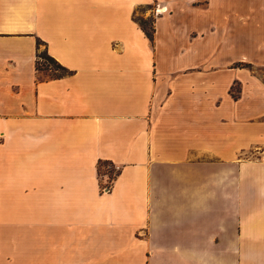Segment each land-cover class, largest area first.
Returning a JSON list of instances; mask_svg holds the SVG:
<instances>
[{
    "label": "crops",
    "instance_id": "0c3cea01",
    "mask_svg": "<svg viewBox=\"0 0 264 264\" xmlns=\"http://www.w3.org/2000/svg\"><path fill=\"white\" fill-rule=\"evenodd\" d=\"M0 264H264V0H0Z\"/></svg>",
    "mask_w": 264,
    "mask_h": 264
},
{
    "label": "rangeland",
    "instance_id": "374dc122",
    "mask_svg": "<svg viewBox=\"0 0 264 264\" xmlns=\"http://www.w3.org/2000/svg\"><path fill=\"white\" fill-rule=\"evenodd\" d=\"M150 21H146V25H149ZM39 56V76L40 77H46L52 74H57V73H61L62 70L58 67V65L55 63V61H53L51 58H49V56L44 52L43 48H41L40 53L38 54ZM236 88V87H235ZM234 88V90H235ZM111 167H108L106 169H110ZM115 168V167H113ZM104 167H100V178L102 180H108V178L106 177V170ZM112 169V168H111ZM113 170H116L113 169ZM110 180V179H109ZM110 183V182H109ZM104 184V183H103ZM106 184V183H105Z\"/></svg>",
    "mask_w": 264,
    "mask_h": 264
},
{
    "label": "trees",
    "instance_id": "16d2710c",
    "mask_svg": "<svg viewBox=\"0 0 264 264\" xmlns=\"http://www.w3.org/2000/svg\"><path fill=\"white\" fill-rule=\"evenodd\" d=\"M138 23L140 24V26L142 27V29L144 30V32L146 33V35L151 39L152 38V31H153V28H152L151 23L149 25H146V20H139ZM49 58H51V57L49 56ZM39 65H40V63L38 62V65L37 66H38V69L40 70ZM58 67L61 70H63V68L60 65H58ZM101 166L104 167L105 169L107 168V166H111L112 169L110 168V169H106L105 170L106 171L105 173L107 174L106 177L108 178V180L109 179L110 180L113 179V177L117 174V169L116 170H113L115 168H113V164L111 162H109V161H100V162H98V165H97L98 175L100 174V167Z\"/></svg>",
    "mask_w": 264,
    "mask_h": 264
},
{
    "label": "built area",
    "instance_id": "2783aa9c",
    "mask_svg": "<svg viewBox=\"0 0 264 264\" xmlns=\"http://www.w3.org/2000/svg\"><path fill=\"white\" fill-rule=\"evenodd\" d=\"M108 167H111V166H108ZM111 188V184L110 183H106L104 185L101 186V191L102 192H108Z\"/></svg>",
    "mask_w": 264,
    "mask_h": 264
},
{
    "label": "bare ground",
    "instance_id": "6f19581e",
    "mask_svg": "<svg viewBox=\"0 0 264 264\" xmlns=\"http://www.w3.org/2000/svg\"><path fill=\"white\" fill-rule=\"evenodd\" d=\"M160 11H162V10H160Z\"/></svg>",
    "mask_w": 264,
    "mask_h": 264
}]
</instances>
